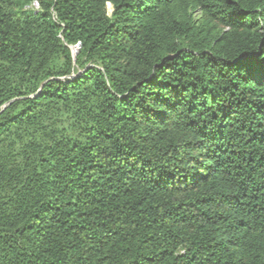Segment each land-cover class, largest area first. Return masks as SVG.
Returning <instances> with one entry per match:
<instances>
[{
	"label": "trees",
	"instance_id": "trees-1",
	"mask_svg": "<svg viewBox=\"0 0 264 264\" xmlns=\"http://www.w3.org/2000/svg\"><path fill=\"white\" fill-rule=\"evenodd\" d=\"M0 264H264V0H0Z\"/></svg>",
	"mask_w": 264,
	"mask_h": 264
},
{
	"label": "rangeland",
	"instance_id": "rangeland-1",
	"mask_svg": "<svg viewBox=\"0 0 264 264\" xmlns=\"http://www.w3.org/2000/svg\"><path fill=\"white\" fill-rule=\"evenodd\" d=\"M108 5H107L108 9L111 11L112 10V6H111V4H108Z\"/></svg>",
	"mask_w": 264,
	"mask_h": 264
},
{
	"label": "water",
	"instance_id": "water-1",
	"mask_svg": "<svg viewBox=\"0 0 264 264\" xmlns=\"http://www.w3.org/2000/svg\"><path fill=\"white\" fill-rule=\"evenodd\" d=\"M75 53H77V50H75Z\"/></svg>",
	"mask_w": 264,
	"mask_h": 264
},
{
	"label": "bare ground",
	"instance_id": "bare-ground-1",
	"mask_svg": "<svg viewBox=\"0 0 264 264\" xmlns=\"http://www.w3.org/2000/svg\"><path fill=\"white\" fill-rule=\"evenodd\" d=\"M109 6V5H108Z\"/></svg>",
	"mask_w": 264,
	"mask_h": 264
}]
</instances>
